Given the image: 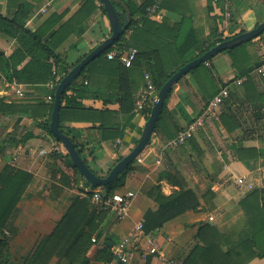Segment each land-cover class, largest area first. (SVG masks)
I'll list each match as a JSON object with an SVG mask.
<instances>
[{"label": "crops", "instance_id": "1", "mask_svg": "<svg viewBox=\"0 0 264 264\" xmlns=\"http://www.w3.org/2000/svg\"><path fill=\"white\" fill-rule=\"evenodd\" d=\"M19 1L23 0H0V13L13 15ZM27 1L35 4L33 14L43 7L47 8L45 14L33 17L25 25L27 29L35 30L53 13H65L66 20L80 9L85 0ZM121 1L127 5V0ZM147 1L132 0V3L143 5ZM228 2L234 12L229 36L251 31L264 21V0ZM96 5L100 7L97 0ZM222 5L223 1L213 0H165L163 19L170 21L169 28L186 19L185 40L197 42L200 46L208 45L223 31ZM101 17L102 12L98 9L83 25V30L94 29ZM143 18L144 15L138 12L132 16V22L139 24ZM81 41L80 36L72 35L56 50V55L65 56ZM18 48L15 38L0 32V51L6 58H10ZM54 61L51 58L50 63L62 75L64 67L62 64L56 66ZM262 61L264 33L244 44L234 57L226 52L220 53L205 63L206 71L189 73L175 85L167 99L172 118L169 131L154 133L149 147L132 165L123 186L117 189L120 193L135 194L130 216L122 220L117 219L109 209H100L92 204L91 186H86L79 179L69 182L73 181L74 170L63 156L62 148L60 152L53 151L54 146L60 144L43 128L50 118L47 83H19L24 85L23 96L0 95V151L4 155L0 176L8 165L33 176L18 204L13 225L4 232L3 238L8 239L10 244L12 264H23L34 253L62 222L76 198L80 204L74 209L70 222L75 232L80 230L91 235L87 254L91 264H106L99 260L105 241H110L115 249L121 241L128 239L129 247L138 250L136 258L129 264H145L146 260L140 252L148 248L146 240L151 237L167 259L163 261L149 256L152 257L151 264H171L170 261L183 264L191 250L198 244L202 245L198 237L200 228L205 224L215 227L226 237L223 251L229 249V241L238 243L246 229L251 233L254 212L249 214L250 223L241 203L255 189H264V76L255 72ZM154 63L140 60L129 66L122 65L125 69L120 75L113 70L92 69L93 78L86 80L91 87L90 92L82 104L85 109L110 112L104 118L108 124L105 130L107 137H104L101 123L87 114L71 113L68 115L71 122L63 123L65 131L80 145L83 159L98 176H106L132 151L141 137L146 119L144 114L135 112V102L144 86L142 71ZM4 81L8 82L4 72L0 71V84ZM224 87L229 89L230 96L223 104L218 119L207 118L186 145L163 153L164 144L199 117ZM2 105H14L20 111L8 114ZM120 133H123L122 137ZM42 151L47 153L42 154ZM244 176L249 177L253 189L250 190L247 184L236 183L237 178ZM182 183L197 194L205 210L198 213L188 211L162 228L145 233V237H134L136 225L144 219L147 211L157 209V204L150 197L153 188L160 187L169 196L178 191ZM85 200L89 201L88 207ZM94 211L95 221L90 214ZM93 239L96 241L93 242ZM203 240H220V235L207 231ZM116 263L114 260L111 264ZM50 264L68 263L54 257ZM247 264H264V257H256Z\"/></svg>", "mask_w": 264, "mask_h": 264}, {"label": "trees", "instance_id": "2", "mask_svg": "<svg viewBox=\"0 0 264 264\" xmlns=\"http://www.w3.org/2000/svg\"><path fill=\"white\" fill-rule=\"evenodd\" d=\"M126 2L132 16L139 12L144 15V18L139 24L132 22L128 31L100 58L88 65L81 76L64 93L60 113V129L69 137L70 133L65 131L63 123L66 121L71 122L68 115L75 112H80L84 116L87 114L94 117L97 120L96 122L101 123V127L104 130V137H107L105 130L108 129V124H106L104 118L106 119L110 115V112L85 109L82 101L88 92H90L91 87L85 85V81L93 78V72L91 71L94 67L113 70L115 73H119V75L124 71L125 67L118 61L107 59L108 53L116 51L117 54H120L128 51L130 48H135L138 50V55L134 64L140 60L155 61L154 65L147 66L146 69H143L142 76L144 78L145 73H150L159 91L180 68L202 56L221 41L216 36L208 45L200 46L197 42L189 43L185 40L186 19L169 28L170 21L167 18H164L162 21H157L146 16L145 11L151 1L148 0L143 5L134 4L132 0H127ZM115 5L119 12L122 11L125 13V9L120 4L115 3ZM34 8L35 4L23 0L19 1L17 10L13 15H3L0 13V32L15 38L19 44V48L10 58H6L5 54L0 51V71L4 72L6 80L11 83L18 82L28 85H43L47 83L53 78L52 72L54 65L50 63L51 58L55 59L56 66L62 64L64 67L63 74L61 75L59 73L62 79L97 46L109 38L112 33L106 11L102 5L100 7L96 5V0H85L80 9L66 20L64 19L65 13H53L38 28L31 30L27 29L25 25L27 20L32 17ZM98 9L101 10L102 17L96 27L91 31L83 30V25ZM120 19L123 21L122 17ZM130 30H132V33L128 36ZM74 34L82 38L79 44L70 49L74 50L75 53L69 55L68 52L63 57L56 55V50ZM232 37L234 36H229L226 40ZM243 46L241 45L224 52L234 57L236 51ZM196 51H199V53L197 54ZM27 59L29 61L20 68ZM206 69L207 67L204 63L193 69L190 73L195 74L199 70L206 71ZM53 106L54 102L47 108L50 112V118L43 124V128L60 144L63 156L74 170V175L72 176L73 181L70 180L69 182H76L79 179L86 186H90L80 171L73 166L64 145L50 132L49 125ZM153 106L152 103H147L142 113L146 121L150 116ZM1 107L7 109L8 114H15L19 109L14 105H2ZM171 120L172 118L169 114L166 101L154 133H167L171 127L169 124ZM122 134L120 133L119 136L122 137ZM169 139L172 138L169 137ZM72 140L75 142L76 148L82 156L80 145L73 138ZM131 168L132 165L120 175L118 181L107 187H100V189L108 195L117 193V189L125 183L126 176ZM62 176L68 178L64 174ZM32 180L33 176L31 174L16 170L9 165L5 167L0 176V264H12L10 244L8 239L3 238L4 232L13 225L12 222L18 210V204ZM150 197L157 204V209L148 210L144 216V232L146 234L162 228L166 223L188 211L198 213L205 210L197 194L185 183H182L179 190L169 196L165 195L160 187H154ZM79 204V199H74L70 210L62 222L50 236L46 237L38 245L34 253L23 264H50L54 257L59 261L64 260L68 264H91L87 254L92 237L84 231L77 230L75 232L70 222L73 211ZM85 205L88 207V200H85ZM241 207L248 217L250 212H254V220L252 223L253 231L251 233L249 229H246L242 233L238 243L229 241V249L223 251L222 247L226 243L224 240L226 237L221 235L215 227L210 224H205L200 228L198 237L202 245H196L188 254L183 264H197L198 261H201V264H247L256 257H264V189H255L242 201ZM90 214L91 219L95 221V211ZM249 221L251 223L250 217ZM207 231L209 233L216 232L219 234L220 240L213 242L204 241L203 234L207 233ZM99 260L106 264H111L114 260L117 261L116 264H123L116 259L114 247L110 245V241H105ZM151 260L152 257H148L145 264H151Z\"/></svg>", "mask_w": 264, "mask_h": 264}, {"label": "built area", "instance_id": "3", "mask_svg": "<svg viewBox=\"0 0 264 264\" xmlns=\"http://www.w3.org/2000/svg\"><path fill=\"white\" fill-rule=\"evenodd\" d=\"M98 1V0H97ZM165 0H151V3L147 6L145 14L148 18L161 21L163 19V4ZM215 2L223 1L222 5V20H223V31L218 35L221 39L220 42L225 41L229 37V31L234 23V12L228 2V0H213ZM99 2V1H98ZM47 12V8L43 7L39 11L35 12L30 19L27 20L26 24H29L32 21L33 17L38 15H43ZM132 30L128 32V36L131 35ZM217 38V39H219ZM138 55V50L135 48H130L124 53L117 54L116 51H112L107 54V59L112 61H118L121 65H132L134 64ZM255 72L261 76H264V61H262L256 68ZM53 78L47 82L46 86L49 89V95L47 96V103L52 104L55 100V91L61 81V77L56 69L52 72ZM85 85H88V82L85 81ZM158 90L153 82L152 76L150 73H145L144 75V86L140 90L136 102H135V112L143 113L147 103H152L155 105L158 101ZM0 95L10 96L24 95V85L19 83H8L4 81L3 84H0ZM230 92L227 87L221 89V91L210 101L209 105L206 107L204 112L197 117L193 122H191L185 129L181 130L177 137L168 141L164 144L162 152H168L174 150L178 147L186 145L194 135L196 134L199 127L203 126L205 120L209 119H218L219 113L225 101L229 98ZM53 151L60 152L61 146H54ZM46 151H42V154H46ZM4 155L0 151V163L3 161ZM236 183L239 185H248V188L251 190L254 186L250 183L249 177L244 176L236 179ZM90 199L92 204L100 209H109L115 214L117 219L122 220L130 216L132 209V202L135 197L133 192L126 193H114L113 195H108L103 193L100 188H93L89 190ZM145 219L140 220L136 225L133 236H142L145 237L144 232ZM96 240L93 239V242ZM148 248L140 252L141 257L146 260L149 256H156L161 260H167L163 252L159 251L158 245L153 238L149 237L146 240ZM138 250L129 247V240L125 239L121 241L114 249V254L116 259L123 263L129 264L133 259L136 258ZM171 264H177L174 261H170Z\"/></svg>", "mask_w": 264, "mask_h": 264}, {"label": "water", "instance_id": "4", "mask_svg": "<svg viewBox=\"0 0 264 264\" xmlns=\"http://www.w3.org/2000/svg\"><path fill=\"white\" fill-rule=\"evenodd\" d=\"M106 11L107 18L111 26V36L104 40L99 46H97L90 54H88L78 65H76L68 74H66L60 81L56 91L53 111L50 121L51 134L59 139L66 148L71 162L76 167L84 178L88 181L92 188L107 187L110 184L118 181L121 174H123L135 161L147 150L151 140L153 138L157 123L159 121L164 104L171 95L175 85L193 69L197 68L201 64L207 63L215 56L224 51L234 49L241 45L247 44L256 39L264 33V21L260 23L255 29L238 34L231 39L225 40L209 51L205 52L202 56L196 58L190 63L180 68L159 90L158 101L153 106L150 116L145 123L141 137L137 145L132 151L124 156L110 171L104 176H98L94 173L90 167L86 164L81 154L78 152L75 142L71 137L64 134L60 129V113L62 106V97L68 87L77 80L85 68L100 58L106 51H108L129 29L132 25V14L127 5L122 3L121 0H98ZM115 3H119L125 9V13L119 12ZM123 18V21L120 18Z\"/></svg>", "mask_w": 264, "mask_h": 264}, {"label": "rangeland", "instance_id": "5", "mask_svg": "<svg viewBox=\"0 0 264 264\" xmlns=\"http://www.w3.org/2000/svg\"><path fill=\"white\" fill-rule=\"evenodd\" d=\"M74 53H75L74 50H70V51H69V55H73Z\"/></svg>", "mask_w": 264, "mask_h": 264}]
</instances>
